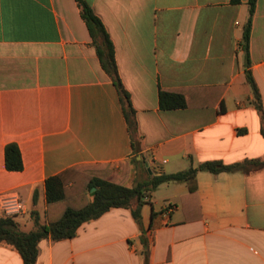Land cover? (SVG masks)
<instances>
[{
  "label": "crops",
  "instance_id": "obj_1",
  "mask_svg": "<svg viewBox=\"0 0 264 264\" xmlns=\"http://www.w3.org/2000/svg\"><path fill=\"white\" fill-rule=\"evenodd\" d=\"M86 2L113 43L137 152L76 1L0 0V192L15 190L24 203L15 217L22 230L33 227L31 209L45 220V179L72 166L94 165L93 175L130 186L142 166L158 174L264 159L241 48L247 0ZM249 58L264 112V0L254 6ZM172 88L188 89V107L160 108L159 90ZM10 142L20 170L5 166ZM195 182L191 193L184 182L160 184L141 207V226L129 209L112 208L71 239L41 240L36 264H264V168L199 171ZM164 185L172 193L157 209L152 195ZM0 264L22 259L0 244Z\"/></svg>",
  "mask_w": 264,
  "mask_h": 264
},
{
  "label": "trees",
  "instance_id": "obj_2",
  "mask_svg": "<svg viewBox=\"0 0 264 264\" xmlns=\"http://www.w3.org/2000/svg\"><path fill=\"white\" fill-rule=\"evenodd\" d=\"M82 19L91 37L102 69L112 79L120 96L128 130L132 137V145L137 152V122L128 92L122 85L114 56L113 43L99 17L94 13L86 0H75ZM238 4L241 0H231ZM256 0H247L249 16L242 32L241 48L245 57V77L253 93L255 105L262 121L261 131L264 135V112L257 84L250 70L249 38L251 19ZM187 88H172L159 90V105L162 109H178L189 106ZM5 166L8 170L22 169V158L16 143L6 144ZM142 164L143 159L136 160ZM94 165H78L67 168L45 179L46 207L45 220L41 221L37 210H30L33 227L24 231L15 220L16 216L2 215L0 217V244L10 246L16 250L22 264H36L39 255V242L49 238L52 241L71 239L77 235L78 228L86 222L98 219L112 208L129 209L134 221L141 226V207L148 202L151 193L164 182H184L188 184L190 193L196 190L195 177L199 171L213 174L220 172H242L250 174L264 168L263 158L244 159L242 161L225 164L221 161H205L196 167L174 173H149L142 166V179L128 186L126 178L110 181L90 173ZM94 188V189H92ZM38 191L32 195V206L37 204ZM153 212L151 216L153 217ZM144 247L141 254H148L145 240L140 237Z\"/></svg>",
  "mask_w": 264,
  "mask_h": 264
},
{
  "label": "built area",
  "instance_id": "obj_3",
  "mask_svg": "<svg viewBox=\"0 0 264 264\" xmlns=\"http://www.w3.org/2000/svg\"><path fill=\"white\" fill-rule=\"evenodd\" d=\"M0 208L3 215L18 216L26 212L24 203L15 190L0 192Z\"/></svg>",
  "mask_w": 264,
  "mask_h": 264
},
{
  "label": "rangeland",
  "instance_id": "obj_4",
  "mask_svg": "<svg viewBox=\"0 0 264 264\" xmlns=\"http://www.w3.org/2000/svg\"><path fill=\"white\" fill-rule=\"evenodd\" d=\"M139 179V178H137ZM134 183V182H133ZM172 193V190L169 189L167 187V185H164L162 187H159L152 195V199H151V202L153 204V206L155 208H159L161 207V205L163 204V199L164 197H166L167 195L171 194ZM148 204V203H147ZM146 206H149V205H146Z\"/></svg>",
  "mask_w": 264,
  "mask_h": 264
},
{
  "label": "water",
  "instance_id": "obj_5",
  "mask_svg": "<svg viewBox=\"0 0 264 264\" xmlns=\"http://www.w3.org/2000/svg\"><path fill=\"white\" fill-rule=\"evenodd\" d=\"M92 189H94V188H92Z\"/></svg>",
  "mask_w": 264,
  "mask_h": 264
}]
</instances>
